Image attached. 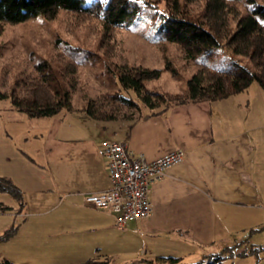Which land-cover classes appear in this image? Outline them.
Wrapping results in <instances>:
<instances>
[{
    "label": "crops",
    "instance_id": "1",
    "mask_svg": "<svg viewBox=\"0 0 264 264\" xmlns=\"http://www.w3.org/2000/svg\"><path fill=\"white\" fill-rule=\"evenodd\" d=\"M253 93L249 86L223 99L188 101L161 112L142 108L134 121L105 120L92 125V132L73 128L72 135H61L60 115L90 119L80 109L40 116L49 117L48 125L21 127L16 121L26 114L12 107L19 116L6 119L14 126L10 133H0V175L19 187L29 212H0V233L17 224L6 240L19 243L14 257H0L67 264L102 253L125 264L229 246L236 234L264 220V101L254 103ZM106 138L125 142L146 160L185 151L180 163L151 184V213L123 229L111 211L84 199L109 187L108 160L97 152Z\"/></svg>",
    "mask_w": 264,
    "mask_h": 264
},
{
    "label": "trees",
    "instance_id": "2",
    "mask_svg": "<svg viewBox=\"0 0 264 264\" xmlns=\"http://www.w3.org/2000/svg\"><path fill=\"white\" fill-rule=\"evenodd\" d=\"M190 1L193 0H107V3L102 0H0V24L19 23L38 15L52 20L63 10L78 22L96 21L109 37L115 27L141 20L148 24L159 42L177 45L180 57L195 67L184 78L167 54L163 67L120 66L112 59L105 40L99 42L97 49L65 41L66 50L71 54L81 51L85 61L72 59L55 63L46 58L37 61L33 63L34 72L18 78L9 91L0 90V98H9L13 108L29 117L80 109L98 120L134 121L142 108L156 113L188 101L219 100L247 89L254 81L264 88V3L244 0L246 10L242 12L235 3L239 0H203L202 6L195 10L188 8ZM245 57L248 63L242 62ZM98 61L103 66L100 75L107 82L108 90L88 97L80 107L74 106L72 95L79 89L78 67L83 62ZM164 70L183 78L187 89L168 92L148 86V81L158 79ZM23 205L19 187L11 178L0 175V212L20 213ZM16 228L17 224H12L0 233V239H9ZM231 247L206 252L190 263L179 255H161L140 257L125 264H218L234 256V252L227 253ZM0 264L22 263L0 257ZM67 264L115 262L110 256L98 253L84 261Z\"/></svg>",
    "mask_w": 264,
    "mask_h": 264
},
{
    "label": "rangeland",
    "instance_id": "3",
    "mask_svg": "<svg viewBox=\"0 0 264 264\" xmlns=\"http://www.w3.org/2000/svg\"><path fill=\"white\" fill-rule=\"evenodd\" d=\"M181 1L184 2V0ZM202 1L193 0L187 3V6L189 9L195 10L200 5L202 6ZM258 1L264 3V0ZM235 3L242 12L246 10L244 0ZM101 40H105V44H103L107 45L106 48L111 51L112 59L120 66L163 67L166 63L165 54H167L184 78L195 70L192 63H188L180 57L177 45L164 41L159 42L149 30L148 24L141 20L115 27L109 37H106L96 21L78 22L62 10L52 20L38 15L19 23L0 24V90L9 91L15 86L18 78L27 73H33V63L42 59L54 60L55 63L67 62L72 59L85 61L81 51L77 50L75 54L69 53V50H66L65 41L97 49ZM240 57L238 56V58ZM242 62L248 63L246 57L242 58ZM101 70H103V66L100 61L95 64L81 63L76 72L79 89L72 95L74 106L80 107L88 97L98 96L108 90L107 82L100 75ZM147 84L168 92L187 89L184 79L176 78L169 70H164L158 79L150 80ZM254 86L258 87V90ZM250 88L254 92L252 101L254 103L263 102L264 89L256 81L252 82ZM12 110L10 99L0 98V133H10L8 132L9 127H14L13 125L8 127L6 124L8 117L19 116V113H12ZM60 116L63 122L61 135H72L73 128H76L74 131L77 133H83L85 130L92 132V125L99 126L105 122V120L94 119L87 115L85 116L90 119L84 121L73 113H65ZM48 119L49 117L25 115L24 119L16 121V125L20 124L21 127H30L35 124L48 125L50 122ZM64 127L66 128L64 129ZM23 201V210L29 212L27 200ZM11 203L14 204L13 201ZM14 241L10 239V242H7V240L0 239V252L14 257L19 244ZM230 243L229 246L232 247L227 250V253L234 252V256L223 259L218 264H264V220L254 225L253 229L236 234L233 242ZM222 250L223 248L214 251ZM199 256L190 254L184 258V261L190 263L198 259ZM19 259L26 261V264H31L25 255ZM13 261L19 263L20 260Z\"/></svg>",
    "mask_w": 264,
    "mask_h": 264
},
{
    "label": "built area",
    "instance_id": "4",
    "mask_svg": "<svg viewBox=\"0 0 264 264\" xmlns=\"http://www.w3.org/2000/svg\"><path fill=\"white\" fill-rule=\"evenodd\" d=\"M97 152L108 160L110 184L101 191L85 193L84 199L97 208L111 211L119 229L151 213V184L185 157V151L177 148L153 160H146L125 142L110 138L100 142Z\"/></svg>",
    "mask_w": 264,
    "mask_h": 264
},
{
    "label": "snow or ice",
    "instance_id": "5",
    "mask_svg": "<svg viewBox=\"0 0 264 264\" xmlns=\"http://www.w3.org/2000/svg\"><path fill=\"white\" fill-rule=\"evenodd\" d=\"M102 2L107 3V0H102Z\"/></svg>",
    "mask_w": 264,
    "mask_h": 264
}]
</instances>
